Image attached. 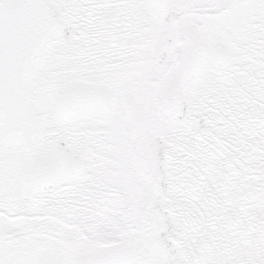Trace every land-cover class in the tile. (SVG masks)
Masks as SVG:
<instances>
[{
    "label": "snow or ice",
    "instance_id": "obj_1",
    "mask_svg": "<svg viewBox=\"0 0 264 264\" xmlns=\"http://www.w3.org/2000/svg\"><path fill=\"white\" fill-rule=\"evenodd\" d=\"M0 264H264V0H0Z\"/></svg>",
    "mask_w": 264,
    "mask_h": 264
}]
</instances>
